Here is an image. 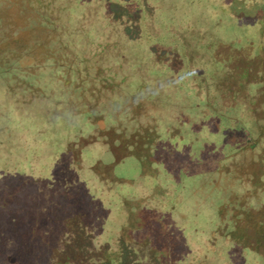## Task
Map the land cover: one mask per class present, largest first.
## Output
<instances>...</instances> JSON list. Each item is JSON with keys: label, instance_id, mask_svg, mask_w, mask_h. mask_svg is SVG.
<instances>
[{"label": "rangeland", "instance_id": "1", "mask_svg": "<svg viewBox=\"0 0 264 264\" xmlns=\"http://www.w3.org/2000/svg\"><path fill=\"white\" fill-rule=\"evenodd\" d=\"M257 1L0 0V264H264ZM151 12L139 58L175 93L92 80L83 31L132 45Z\"/></svg>", "mask_w": 264, "mask_h": 264}, {"label": "trees", "instance_id": "2", "mask_svg": "<svg viewBox=\"0 0 264 264\" xmlns=\"http://www.w3.org/2000/svg\"><path fill=\"white\" fill-rule=\"evenodd\" d=\"M257 2H261V1L254 0L255 4ZM37 5H38V7H42L39 4V2L37 3ZM129 5H130L129 8H126V9L130 10L135 15H138L136 13L138 11H141V8L138 7L137 2L129 3ZM229 8L230 9L228 10V14H230L231 17L241 18L240 16L237 15L236 12H234L235 8H233L232 3H230ZM37 10H35V11H37ZM37 15H38V13H37ZM115 15H117V13ZM152 15H153V12H151V15L149 17H147L145 15L141 16V13H140V16H138V18H140V19L137 18L138 19L137 21H140L143 18L142 22L145 24L144 26L141 24V22H138V24L134 25V26H132V25L130 26L129 25V32L135 33V35H136V36L134 35V40L135 41H133L132 45H128V42L125 43V44L119 43V41H117V42L110 41L109 42L110 38L107 37L108 34L106 35L105 39H103L102 41H100L98 39L95 40L93 36H94L95 32L97 33V31H95V29H94L95 28V26H93L94 23H92L91 25L89 24L91 27L90 28H86V29L84 28L85 30L83 31V35H81L82 39H83L82 41L87 42V44H89V46H87V47H89V48L93 47V50L95 52L93 53L92 51H89V48L87 49V47H86V50L84 52H82L80 55H78L77 62L82 63V64H86V62H88L87 60H90V59L91 60L92 59L96 60L97 59L96 60L97 73H95L92 76V80H98V81L100 80V82H103V83H105V81L109 82L108 86H112L114 88H117V86H119L120 83H122V82L124 83L123 78H125V76H127V75H125V76L123 75V76L119 77V79H116L115 74L122 72V70L126 71V73H127L128 72L127 68L131 67V73H132V75L135 76V80H136L135 83H134V87L136 88L134 91L136 93H138L139 89H144V87H148V89H150V88H153V89L154 88H156V89L162 88L161 91H160V95H161L162 91L163 92L165 91L164 92L165 98H169L172 93H175V89L172 90L171 87H167V84H175V83L172 80V76L171 75H167L168 72L166 70L172 71V69H171L172 67L170 68L169 63H167L168 65H166V67H163V73L162 74L164 76H162V75L158 74L157 72H155L157 70H154V68H153L152 69L153 71H152L151 68L148 66L147 62H149V58H139L140 57L139 50L141 48L140 41H141V39L143 37L144 31L145 30L148 31V28H149L148 24L146 23V21H150ZM145 17H147V19ZM37 20L38 21H43L42 20V16L39 15V19H37ZM243 21H248L250 23L253 22V21L254 22L255 21H259L260 22V31L262 30L261 35L264 37V20H262V18L260 17V13H258L257 16L252 15L250 17V15H249V17H247L246 20H243ZM134 22H136V21H134ZM132 28H133V30H132ZM77 29L79 30L78 26H77ZM77 29H76V31H77ZM90 31H92V33ZM133 31H135V32H133ZM45 36L47 38V33L45 35H43V37H45ZM48 36H49V39H50V37L53 36V35L49 34ZM44 40H45V42H48L47 39H44ZM105 52H106V54H109V55H110V52H113V56H114L113 57V61H115V63H116V64H114L112 66L107 67L109 73L110 72L112 73L111 74L112 76H110V77H106V76L101 77L100 74H99L100 71H103L104 68H106V67L100 65V63H99L100 62V58H99L98 55L100 54V56H101ZM129 56L133 57L134 58L133 60L136 61V62L131 63L132 66L130 65V62H129L130 61L129 60V58H130ZM147 57H149V56H147ZM133 65L135 67H138L139 69L143 68L145 66V68H144L145 72L146 71H151V74H152V75L150 74L151 80L148 78L147 81L146 80L145 81H143V80L141 81L142 76L139 73V70H134L133 71V69H132ZM147 66L149 68H147ZM188 70H189V68L187 67L185 69V72L188 73ZM77 75H78V72H77ZM146 84H148V85H146ZM160 84H161V86H158ZM153 89H152V91H153ZM167 94H168V96H167ZM159 98H160V100H162L163 97L162 98L159 97ZM137 133H139L140 136H142V131H139ZM142 145H144V144H142ZM258 252H259V255L264 259V253H262V251H258ZM107 256H108L107 259H109V261L106 262V264H123V262H124L121 250H120L119 253L118 252H112L111 253V252L108 251Z\"/></svg>", "mask_w": 264, "mask_h": 264}]
</instances>
